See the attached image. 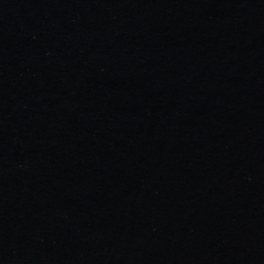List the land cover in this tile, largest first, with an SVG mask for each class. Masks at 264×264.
<instances>
[{"label": "water", "instance_id": "1", "mask_svg": "<svg viewBox=\"0 0 264 264\" xmlns=\"http://www.w3.org/2000/svg\"><path fill=\"white\" fill-rule=\"evenodd\" d=\"M0 264H264V0H0Z\"/></svg>", "mask_w": 264, "mask_h": 264}]
</instances>
